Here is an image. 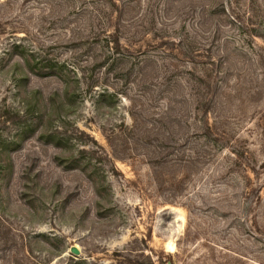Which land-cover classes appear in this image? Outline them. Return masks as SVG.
<instances>
[{
	"label": "rangeland",
	"instance_id": "rangeland-1",
	"mask_svg": "<svg viewBox=\"0 0 264 264\" xmlns=\"http://www.w3.org/2000/svg\"><path fill=\"white\" fill-rule=\"evenodd\" d=\"M169 262L264 264V0H0V264Z\"/></svg>",
	"mask_w": 264,
	"mask_h": 264
},
{
	"label": "water",
	"instance_id": "water-1",
	"mask_svg": "<svg viewBox=\"0 0 264 264\" xmlns=\"http://www.w3.org/2000/svg\"><path fill=\"white\" fill-rule=\"evenodd\" d=\"M70 252H71L73 255H75V256H80V255H81L80 250H79L76 246L71 247ZM168 264H172V263L169 262Z\"/></svg>",
	"mask_w": 264,
	"mask_h": 264
},
{
	"label": "trees",
	"instance_id": "trees-1",
	"mask_svg": "<svg viewBox=\"0 0 264 264\" xmlns=\"http://www.w3.org/2000/svg\"><path fill=\"white\" fill-rule=\"evenodd\" d=\"M116 42L119 44L118 40H116Z\"/></svg>",
	"mask_w": 264,
	"mask_h": 264
}]
</instances>
